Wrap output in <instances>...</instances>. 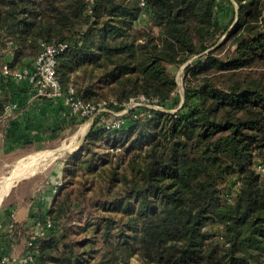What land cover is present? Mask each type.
I'll use <instances>...</instances> for the list:
<instances>
[{
  "label": "trees",
  "instance_id": "1",
  "mask_svg": "<svg viewBox=\"0 0 264 264\" xmlns=\"http://www.w3.org/2000/svg\"><path fill=\"white\" fill-rule=\"evenodd\" d=\"M56 42L64 89L160 108L135 105L117 127L95 116L86 140L120 152L108 183L88 197L68 159L28 264H264V0H0V128L16 102L1 67L31 68ZM182 64L184 96L170 70ZM88 200L103 212L81 228Z\"/></svg>",
  "mask_w": 264,
  "mask_h": 264
},
{
  "label": "rangeland",
  "instance_id": "2",
  "mask_svg": "<svg viewBox=\"0 0 264 264\" xmlns=\"http://www.w3.org/2000/svg\"><path fill=\"white\" fill-rule=\"evenodd\" d=\"M233 15L232 8L230 9V14L228 18ZM221 18V16H220ZM227 18V19H228ZM229 20V19H228ZM227 21V20H226ZM183 67L181 66H170V70L175 72L177 83H178V91L184 94V86H183ZM81 84H84L80 82ZM155 107L160 108V105L155 103ZM162 107V106H161ZM173 110V109H172ZM79 119V117H78ZM90 120V119H89ZM88 119L83 120L82 122L75 123L74 126L69 125L68 127L62 128L60 131L52 130L50 127L44 133V137L40 140H26L22 142L11 141L7 142L3 140L0 142V188L6 182V176L11 174L16 168H18L23 159L29 156L32 153L44 151V150H51L56 149L60 146L69 145L67 150L64 154L55 157L50 161L47 165H45L42 169L37 172L27 174L22 176V178L15 181L9 190L6 192L3 199L0 200V209L4 208L9 202L14 203L17 198L24 197L26 200L35 199L40 189L38 186L45 181L47 183L57 185V181H60V174H64V169H68L67 161L71 159H77L80 161L79 166L76 169V177L73 182V186L76 188H83L87 187L88 197L92 198V194L98 193V190L101 186H106L108 183L107 177L108 173L117 161L119 153L116 150H112L110 147L103 145L101 142H92L87 141L86 138L90 133L92 126H90V121ZM87 124V130L85 132H79V130ZM79 132V133H78ZM9 143V144H7ZM85 143V144H84ZM87 145L85 150L82 149V145ZM134 145V144H133ZM90 149V150H89ZM120 151V150H117ZM80 152L79 154H77ZM98 153L99 156L96 157V162L92 163L90 161L92 157V153ZM128 155L125 156L123 159L124 163L127 162L130 152H127ZM126 153V154H127ZM133 153V151L131 152ZM76 154V156H75ZM43 157V154L38 157V160ZM36 159L35 164H37ZM74 160H70V164H72ZM96 167V168H95ZM62 175V174H61ZM102 176L98 179L97 176ZM62 181V180H61ZM233 183V182H232ZM38 184V186H37ZM70 184V183H69ZM100 184H102L100 186ZM232 186H235L232 184ZM116 188V186H115ZM235 187H232L234 189ZM93 189V192L90 190ZM98 190V191H97ZM55 192V189H54ZM94 203L96 199L92 200ZM91 206L88 208L87 206L84 209H79V213L76 215L75 219L77 220L76 223L81 225V228H87L88 221L90 219L95 218L101 212V206L97 208L95 205L92 204L91 200H88V204ZM86 205V203H85ZM89 211L91 212L92 216H90ZM93 221V220H92ZM91 221V222H92ZM89 227V226H88ZM34 228L28 230V232H24L23 236L29 235ZM82 233H85L83 229ZM23 233V232H22ZM25 241V245L27 242V237H22V242ZM22 253H17L15 256L21 255ZM131 264H140L139 260L136 257L131 258Z\"/></svg>",
  "mask_w": 264,
  "mask_h": 264
},
{
  "label": "crops",
  "instance_id": "3",
  "mask_svg": "<svg viewBox=\"0 0 264 264\" xmlns=\"http://www.w3.org/2000/svg\"><path fill=\"white\" fill-rule=\"evenodd\" d=\"M9 91L14 94L18 107L3 118L0 142L2 139L7 142L40 140L49 127L58 132L70 125L71 116L66 105L58 100L38 97L24 80L13 78ZM54 187L45 181L38 186L40 191L35 199L17 198L14 203L9 202L0 209V259L25 251L26 239L22 242V237L28 238V235L23 234L34 228L39 216L46 215L55 197ZM14 221L19 227L12 229Z\"/></svg>",
  "mask_w": 264,
  "mask_h": 264
},
{
  "label": "built area",
  "instance_id": "4",
  "mask_svg": "<svg viewBox=\"0 0 264 264\" xmlns=\"http://www.w3.org/2000/svg\"><path fill=\"white\" fill-rule=\"evenodd\" d=\"M67 47L68 44L66 42L44 43L41 52L36 57L31 68L25 66L12 71L7 64H4L1 67L2 72L5 75L11 74L13 78L25 80L29 84H32L35 94L38 97L62 101V103L69 108L70 114L76 118L86 117V119H90V126H92L95 116L104 110H109L115 115L113 119L108 120L106 125L108 127H117L124 122L123 114L133 106L145 104L155 107V99L141 94L137 97H131L128 102L124 103L123 109L119 111H113L106 106L105 101L97 104L84 101L77 95L76 88L73 85H70L67 89H64L57 77L56 65L57 55L64 51ZM5 107L6 113L4 117L8 116L9 111L11 112L15 110L18 107V103H8ZM117 150H120V147ZM61 184V180L57 181V185L54 187L55 192H57ZM50 225L51 222L49 217L46 218V222L43 220H37L34 225V229L27 239L28 243L26 244L29 246L37 235H43ZM34 255L35 251L31 250L24 251L21 255H14L11 258L4 256L0 259V264H28L34 260Z\"/></svg>",
  "mask_w": 264,
  "mask_h": 264
},
{
  "label": "bare ground",
  "instance_id": "5",
  "mask_svg": "<svg viewBox=\"0 0 264 264\" xmlns=\"http://www.w3.org/2000/svg\"><path fill=\"white\" fill-rule=\"evenodd\" d=\"M87 124H85L79 132H85L87 130ZM78 132V133H79ZM69 145L60 146L56 149L51 150H44L39 151L30 154L25 159L22 160L20 166L16 168L11 174L7 175L6 182L2 187L0 188V200L4 198L6 192L9 190V188L12 186V184L17 181L18 179L22 178V176H25L27 174H31L34 172L39 171L42 169L45 165H47L52 159L55 157H58L65 153ZM43 154V157L38 160V157ZM36 159L37 164H35ZM3 197V198H2Z\"/></svg>",
  "mask_w": 264,
  "mask_h": 264
},
{
  "label": "water",
  "instance_id": "6",
  "mask_svg": "<svg viewBox=\"0 0 264 264\" xmlns=\"http://www.w3.org/2000/svg\"><path fill=\"white\" fill-rule=\"evenodd\" d=\"M184 96V95H183Z\"/></svg>",
  "mask_w": 264,
  "mask_h": 264
}]
</instances>
